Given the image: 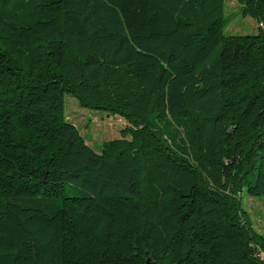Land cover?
Masks as SVG:
<instances>
[{
    "label": "trees",
    "instance_id": "1",
    "mask_svg": "<svg viewBox=\"0 0 264 264\" xmlns=\"http://www.w3.org/2000/svg\"><path fill=\"white\" fill-rule=\"evenodd\" d=\"M234 1L257 33L227 0H0V264H264V0Z\"/></svg>",
    "mask_w": 264,
    "mask_h": 264
},
{
    "label": "rangeland",
    "instance_id": "2",
    "mask_svg": "<svg viewBox=\"0 0 264 264\" xmlns=\"http://www.w3.org/2000/svg\"><path fill=\"white\" fill-rule=\"evenodd\" d=\"M225 16L228 19V24L224 28V34L257 33L256 20L237 13V4L234 0H227ZM64 112L66 119L78 128L86 143L94 149H97L103 141L119 138L120 130L127 125L126 120L119 115H109L102 110L80 107L77 100L69 93L64 94ZM241 205L250 214L254 229L264 234V196L250 197L243 191Z\"/></svg>",
    "mask_w": 264,
    "mask_h": 264
},
{
    "label": "water",
    "instance_id": "3",
    "mask_svg": "<svg viewBox=\"0 0 264 264\" xmlns=\"http://www.w3.org/2000/svg\"><path fill=\"white\" fill-rule=\"evenodd\" d=\"M145 264H153V263L149 260V258H147Z\"/></svg>",
    "mask_w": 264,
    "mask_h": 264
},
{
    "label": "built area",
    "instance_id": "4",
    "mask_svg": "<svg viewBox=\"0 0 264 264\" xmlns=\"http://www.w3.org/2000/svg\"><path fill=\"white\" fill-rule=\"evenodd\" d=\"M262 28H264V26L262 25Z\"/></svg>",
    "mask_w": 264,
    "mask_h": 264
}]
</instances>
